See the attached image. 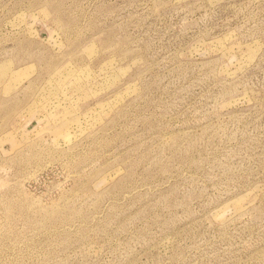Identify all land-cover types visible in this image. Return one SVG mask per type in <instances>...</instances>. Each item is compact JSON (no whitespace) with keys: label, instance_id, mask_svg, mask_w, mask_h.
Wrapping results in <instances>:
<instances>
[{"label":"rangeland","instance_id":"1","mask_svg":"<svg viewBox=\"0 0 264 264\" xmlns=\"http://www.w3.org/2000/svg\"><path fill=\"white\" fill-rule=\"evenodd\" d=\"M0 264H264V0H0Z\"/></svg>","mask_w":264,"mask_h":264}]
</instances>
